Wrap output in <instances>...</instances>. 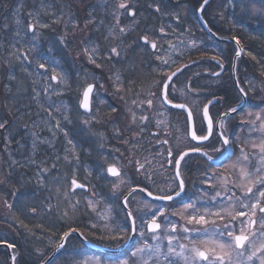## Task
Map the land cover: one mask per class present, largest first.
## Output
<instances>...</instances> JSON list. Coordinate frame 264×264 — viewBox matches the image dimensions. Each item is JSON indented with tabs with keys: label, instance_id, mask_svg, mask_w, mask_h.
<instances>
[{
	"label": "snow or ice",
	"instance_id": "snow-or-ice-1",
	"mask_svg": "<svg viewBox=\"0 0 264 264\" xmlns=\"http://www.w3.org/2000/svg\"><path fill=\"white\" fill-rule=\"evenodd\" d=\"M163 2L164 0H160V3ZM160 3L155 5L154 10L157 13L160 12ZM197 3L198 7L195 8V11L199 14V19L208 14L207 9L211 6V0H197ZM256 3L257 0H224L225 7L235 9L237 6H241L242 11L257 17H264V0H259L261 4L259 8L255 7ZM119 9L127 11L128 5L123 2L119 3L117 10ZM128 14L133 18L135 17V11H129ZM31 15L32 13H29V16ZM171 15L175 16L177 21L180 20L179 13H171ZM62 19L63 13L52 22ZM115 19L116 25L109 29L106 39L110 37L113 40H121V37L127 31L124 27H119L120 35L117 36L116 26L119 25V17L116 16ZM16 23L19 24V21L17 20ZM77 23L72 21L73 26ZM203 23L205 26L208 25L207 20H204ZM48 26V24L41 23L39 19L35 23L28 25L25 35L30 34L32 39L27 41V50H24L23 47H17V44L24 39V37H20L19 30H17L16 36L19 39L9 45L11 51L8 53L5 63H9L14 59L30 66L32 63L30 56L38 47V28H47ZM233 26L235 27V24ZM4 27L6 28L7 25H4ZM159 31L160 33H165L163 27ZM209 31H211V28H209ZM58 39L61 45L66 48L64 37H59ZM142 39L146 44H150L151 49H157V43L149 40L148 36H144ZM233 39L236 38L233 37ZM168 43L169 50L179 51L177 45L172 44L171 41ZM236 43L239 44V40H236ZM189 44L192 48L198 46L195 40L189 41ZM3 47V43H0V49ZM119 47V44L110 47L107 54L101 57L99 46L92 44L84 47V54L89 64L103 71L102 64L97 63V61L100 59L108 62L114 59L118 61L123 51V49L118 51ZM48 51H52L51 47ZM236 55L239 56L240 52H237ZM248 55L252 56L251 53H248ZM252 58L256 59L254 56ZM158 59L162 68H171L176 64V60L165 59L164 57H158ZM213 59L217 60V66L222 72L224 70L223 61L217 57H213ZM191 63L196 64L197 61H191ZM188 66L177 67L175 71L170 73L163 72L161 79L155 81L153 85L159 95L157 96L156 93L150 94L152 97L159 99L162 105H172L176 109L183 110L186 114L183 122L185 130L182 133L184 139L190 138L200 142V146L190 147L186 150L181 149L177 145L176 156L173 157L172 145H169L168 140L162 141V144L167 146V163L171 164L174 162L172 183L175 187L165 188L163 190L164 194L157 195L154 199L158 201H177V198H180L177 201L181 204L179 209L171 206L161 207L155 203L144 202L142 207L136 209V215H134L132 208L128 205L130 198L134 199V193L137 192V188L132 187L131 180L127 178L126 172L122 173L121 168L117 167L116 164H111L103 169L101 178L108 179L110 182L112 178H115L116 182L110 183L112 190L110 196L114 200H120V207L125 212L123 217L124 225H118L115 229L111 228L108 222L111 219L112 207L107 206L102 210L98 209L101 201L96 199L97 194L91 191L87 183H80L75 178V168L78 167L80 157L77 145L69 137L67 128L62 126V122L65 124L72 123L71 117L67 114L69 109L63 105V101H59V105L54 102L46 108L40 105L48 116L52 118L49 121L51 126L47 130L54 138L57 132L61 133L66 140L65 155L63 157L56 155L55 161L50 168L36 165L38 170L35 173V184L39 190L49 193V195L44 197L46 203H43L42 210L47 214L58 212L60 218L66 221H73L74 218L78 219L77 213L81 211V200L76 198V190L79 189L89 193V195L84 197L83 208L95 213V218L98 221L97 224L89 223L86 227L95 230L92 233L93 235L97 231L101 232L98 239L113 241L124 239L125 243L128 240H132V234L138 231V216L140 223L143 225V229L138 234L144 239L139 244L134 243V250H130L129 254L119 261V264H130V262L131 264H178V261H183V264H264V99L261 100L260 104L252 105L258 110L245 112L238 125L244 136L243 142L235 134L230 139L225 134L228 121L233 118L234 114L239 116L244 111V108L250 105L249 92L255 91L256 86L251 80H246L245 83L249 86V91H245L243 87L238 88L236 105L229 107L226 112L221 113L218 118L214 119L209 114V105L219 101L208 100L207 104L201 106L197 99L188 100V97H198L200 95L192 87L191 81L185 83L181 88L175 89L173 78L175 77L178 81V74H182L183 70ZM232 67L235 70L234 64ZM36 68L38 71L44 70L41 73L45 82L42 91L48 99L53 96L61 97L65 95L66 91H72L71 75L66 70H62L63 65L54 56H39L36 59ZM132 71L134 72V68ZM88 75V73H85L84 78H81L79 73H77V79L73 82L76 84V90L80 96L77 108L83 109L82 116L87 117L81 123L91 127L93 123H101V119L93 112L92 100L94 94L99 95L98 88H104V84L95 73L91 74V82H88ZM213 75L219 77L220 73H213ZM261 75L264 76V71L261 72ZM10 79L14 80L15 77L11 76ZM108 80L110 86L115 89L116 94L123 90V82L119 72L114 73V78L113 76L108 77ZM131 83H134V81H129V84ZM173 89L179 92L178 97L174 95ZM39 95L40 93H36L33 98L38 100ZM169 96H172V99H169ZM119 98L123 99V96ZM177 99H184L185 102L174 103L173 101ZM100 103H103V101H100ZM133 103L136 104L137 101L134 100ZM141 103L151 106L152 99H147ZM111 111L116 112L117 109L113 107ZM135 119L136 117L133 114V121ZM146 119L147 117H142L141 121L143 122ZM6 124L7 121L0 122V129H5ZM162 124L167 125V121H157V128ZM164 131L168 132V128L165 127ZM176 131L179 132L180 128L177 127ZM198 132L201 134H198ZM97 135L101 138L103 137V133H98ZM169 135H171V132H169ZM33 137V156L35 155L37 143L51 144L50 140H41L37 133H33ZM204 142H209L212 145V152L216 154L215 158L209 155L207 151H204ZM7 143H11V141ZM216 144H219L220 147H216ZM5 147H7V144ZM237 151L239 155L236 154ZM190 153H200L211 166L218 169L217 171L206 170L202 174V183H210V189L213 192L210 196L203 188L199 195L196 193L189 194L186 190L185 179L182 176L180 166L181 161H185V157H188ZM233 156H235L234 160L232 159ZM221 158L230 160L231 163L227 165L223 162L217 164L216 161ZM61 160L68 165H74L73 178L70 181V187L66 191L62 192L57 188L53 193L52 189L45 183V177L49 176L51 171L57 168V164ZM132 162L130 161V163ZM29 163L35 165L36 161L33 159ZM43 163H47V161ZM134 163L136 165L134 172L142 173L144 179H149L151 175L155 174L154 171H150L152 167L150 160L146 159L143 163L140 160H135ZM186 164L187 162L185 161ZM17 165L18 161L15 159L10 160L7 170L8 175L0 178V185H6L11 181L12 170ZM142 182L140 181L139 183ZM152 183L154 184L155 182L153 181ZM125 187L127 188V194L123 190ZM139 190L147 192L148 196H153V192L148 191L147 187ZM9 191L14 196L18 192L15 188H9ZM237 192H239V195H237ZM121 197L122 199H120ZM53 199L56 200V203L52 202ZM5 207L11 210L13 205L6 200ZM30 214L37 215V207H32ZM173 216L179 217L182 223L178 225L173 220ZM101 221L103 223H100ZM13 222L17 221L14 220ZM19 223L21 227H27L22 221H19ZM38 227L43 231L42 225ZM73 233H79L80 236L84 237L85 241L89 239L84 236L80 228H72L70 226L68 231L63 232L60 239L66 241ZM149 240L155 243H149ZM165 240L167 241L166 245H164ZM0 243L5 244L9 249L17 248L15 243H8L3 237H0ZM63 248L64 244H59L57 252ZM17 255H19L18 251L16 255L10 257L11 264H16ZM38 255L43 258L39 261V264H53L54 256L52 258L45 257L42 252H38ZM76 264H90V261L81 258L76 261ZM94 264H100V262L95 261Z\"/></svg>",
	"mask_w": 264,
	"mask_h": 264
},
{
	"label": "rangeland",
	"instance_id": "rangeland-1",
	"mask_svg": "<svg viewBox=\"0 0 264 264\" xmlns=\"http://www.w3.org/2000/svg\"><path fill=\"white\" fill-rule=\"evenodd\" d=\"M73 1L77 0H8L10 6L6 9V14L3 17L6 20L7 27L0 30V43L4 45L0 49V55L5 60L11 51L9 45L19 39L16 36L17 30H19L20 37H24L17 44V47H23L24 50H27V41L32 39L30 34L25 35L28 25L35 23L39 19L41 23L48 24L49 26L47 28H38V47L32 56H30L32 61L30 66L27 63L22 64L14 59L7 63L10 77L14 76L15 79L12 80L9 77L8 80H12L13 84L11 85L7 80L2 83L0 90V122L7 121L4 135L5 140L0 147V164L6 165V169L8 170L11 159L18 161V165L12 170L14 183H18L19 188H22L25 198H28L26 196H29L32 192L30 198L36 200L38 206L44 203V197L39 194L41 190L35 184V173L38 170L36 165L50 168L51 164L55 161L56 155H60L61 157L65 155L66 140L61 133L57 132L54 138L47 130L51 126L49 121L52 118L48 116L40 105L46 108L54 102L59 105V101H63V105L69 109L67 114L71 117L72 123L65 124L62 122V126L67 128L69 137L77 145L80 157L78 167L75 168V178L82 183L90 185L91 191L97 194L96 199L101 201L98 209L102 210L107 206L112 207L113 211L108 223L111 228L115 229L118 225H124L123 217L125 216V212L120 207V200H117V205L112 203L116 200L110 196L112 191L110 183L116 181L115 178H112L111 182L108 179L101 178L103 169L110 164H116V166L121 168L122 173L126 172L127 178L131 180L133 185L137 178L145 181L142 173L134 172L136 167L134 161L140 160L143 163L147 159L152 162L154 167L158 168L157 176H161V170H159L162 166L161 157H152L151 153L148 152L147 154L145 151L146 147H148L146 142H148L152 131L144 133L138 126L142 123V117H147L148 121L152 119V122L155 124H157V121L163 120H166L167 123L170 122L171 112L157 98L150 95L151 93L158 92L153 85L155 81L161 79L163 72H171L172 69L180 64L181 60L185 62L192 61L187 54L199 50L193 56V61H197V68L194 67V69H198L201 63L211 59L210 54L208 52H206L208 55L203 54L201 49L206 50L208 48L215 53V46L210 47L212 43L206 42L192 27L182 30L181 26L188 20L190 21L193 15L184 5L174 12L162 10L152 18L148 17V12L138 11L133 18L128 12L136 10L137 0H78L77 2L81 3H78L77 6H73ZM223 1L216 0L215 7L217 8ZM122 2L128 5L127 11L124 9L117 10L119 3ZM160 4L165 9L168 7L169 0H164ZM255 7L259 8L261 4H256ZM76 11H80L81 14L79 15L81 17L74 15ZM29 13H32V15L29 16ZM61 13H63V19L52 22ZM171 13H179L180 22ZM116 16L119 17V25L116 26L117 36L120 35L119 27H124L127 30L121 37L122 43L121 40H113L110 37L106 39L109 29L116 25ZM260 18L261 20L264 19V17ZM17 20L19 24L16 23ZM72 21L78 23L73 26ZM161 27L165 29V33H160ZM193 32L197 34L193 35ZM142 36H148L149 40L155 41L158 45L157 49L152 51L148 46L142 44ZM59 37H64V42L67 45L66 48L59 42ZM192 40L197 42L198 46L196 48H192L189 44V41ZM169 41L177 45L179 51L169 50ZM92 44L99 46L101 57L107 54L110 47L119 44L118 51L123 49L122 55L118 61L115 59L111 62L103 59L98 60L97 63L103 66V71H101L94 65L89 64L84 54V47L91 46ZM50 47L52 49L51 52L48 51ZM41 55L54 56L63 65L62 70H66L72 77L70 81L72 83V91H66L65 95L61 97L53 96L51 99L47 98L42 91L45 82L41 73L44 70L38 71L36 68V59ZM158 57L176 60V64L171 68H162ZM133 68L134 72L132 71ZM116 72L120 73L121 81L123 82V90L119 94L115 93V89L110 86L108 80L110 76L114 78V73ZM77 73H79L81 78H84V74L88 73V82H91V74L95 73L104 84V88H98L99 95H93L92 101L93 112L101 119V123H93L91 127L81 123L87 117L82 116L81 109L77 108L80 96L76 90V84L73 82L77 79ZM257 74L251 78V81L256 86L255 91L264 95V76L261 73ZM129 81H134L139 86V89L135 88L134 90V83L129 84ZM12 87L14 88L13 90ZM10 89L11 91H9ZM36 93H40L38 100L33 98ZM120 96H123V99H120ZM147 99H152L151 109L148 108L146 103H141ZM187 99L191 100L189 97ZM134 100L137 101L136 104L133 103ZM100 101H103V103H100ZM203 104L204 101L201 106ZM113 107L117 109L116 112L111 111ZM249 111L253 110L250 109ZM133 114L136 117L135 121H133ZM19 116L23 117V120ZM33 133H37L41 140L47 139L51 141L50 145L37 143L34 156L32 155ZM98 133H103V137H99ZM164 137L167 136L165 135ZM168 137L182 138L176 132H171V135ZM8 141H11V143H7ZM114 142L117 143V148L109 146ZM152 142L155 143V139ZM6 144L7 147H5ZM33 159L36 161L35 165L29 163ZM157 160L160 162L159 166L156 164ZM44 161H47V163L42 164ZM130 161L133 162L130 163ZM73 167L74 165H68L61 160L57 164V168L52 170L49 176L45 177V183L52 189L53 193L57 188L63 192L70 187V181L73 178ZM6 173L0 167V178H4ZM123 190L126 191L127 188L125 187ZM104 194L107 196H103ZM86 195H89V193L76 191V198L81 200V211L77 213V217L81 218L78 223L82 226V231L88 237H91L93 241L101 245L112 248L123 245L125 243L124 239L115 241L109 239L101 240L98 239L101 232L97 231L93 235L92 233L95 230L86 227L89 223H98L95 213L83 208L84 197ZM3 200L4 198L0 197L1 209L7 208ZM144 202L153 203L138 193L134 194V199L130 198L129 206L132 208L134 215H136V209L142 207ZM155 204L160 205L159 203ZM160 206L166 207L163 204ZM1 215L0 221L3 219L4 222H8V218L5 215L1 217ZM74 220L63 221L67 225H71ZM173 220L178 225L182 223L179 217L175 216ZM100 223H103V221ZM52 224H54V221H52ZM137 226L138 231L134 243L139 244L144 238L138 234L143 229L138 216ZM26 229L23 231L24 235L29 233V229ZM5 232L14 234L6 225H0V237L5 236ZM149 243L155 242L149 240ZM51 244L52 251L56 245V241L51 242ZM166 244L167 241L165 240L164 245ZM70 247L71 249L66 250L68 254L61 255L53 264H76V261L81 258L88 259L90 264H94L95 261H99L100 264H119V261L129 254V252H126V254H122L123 256L121 255L117 258H113L115 257L113 255L104 257L87 251L83 247L72 248V243ZM130 250H134V248L132 247ZM38 252L37 250L30 255V252L24 250L23 254L29 256L30 260V258L38 257ZM44 256L46 257V254ZM0 264H4V262H0ZM178 264H183V261H178Z\"/></svg>",
	"mask_w": 264,
	"mask_h": 264
},
{
	"label": "flooded vegetation",
	"instance_id": "flooded-vegetation-1",
	"mask_svg": "<svg viewBox=\"0 0 264 264\" xmlns=\"http://www.w3.org/2000/svg\"><path fill=\"white\" fill-rule=\"evenodd\" d=\"M214 21L215 24H218L220 23L219 21H222V19L221 18L218 19L216 16ZM142 37H141L142 44L148 46L150 50L155 51L156 49L155 50L151 49L150 44H146L142 39ZM236 39L239 40L238 38ZM218 43L214 45L215 53L212 52L210 54L211 59L207 62L201 63V65H199L198 69L196 70L194 69V67L197 68L196 64H192L191 61L185 62L184 60H181L180 64L177 67H182L183 65H189V66L183 70L182 74H178L179 77L178 81L175 77L173 78V80L175 81V89H179L185 83L191 81L192 87L197 92H199L200 95L198 97H189V98L197 99L200 105L202 104L203 101L204 104H207L208 100L219 101L217 103L209 105V114L212 115L214 119L218 118L221 113L226 112L229 107H234L236 105L238 88L243 87L245 91H249V86L245 83V81L251 80V78L256 76L255 74H251L250 72L251 60H250V56L248 55L249 53L248 46L242 45V43L240 42V45L242 47V52L236 61L235 70H233L232 65L234 64V58L238 51L237 46L234 43H230L231 45H222L227 43H219L220 44L219 45ZM213 57H217L218 59L223 61L224 70L222 72L220 68L217 66V60L213 59ZM177 67L172 69L171 72L175 71ZM217 72L220 73L219 77L213 75V73H217ZM235 77H236V81H235ZM133 88L134 90L135 88L139 89V86L134 83ZM175 89H173V93L175 96L178 97L179 92H176ZM156 94L157 96L159 95L158 92ZM169 99H172V96H169ZM249 99H250V105L244 108V111L241 112L239 116L234 114L233 118L229 119L228 121L225 134L228 135L230 139L232 135L235 134L240 139V141L243 142L244 136L238 125L241 119L243 118L245 112L249 111L250 109L253 111L258 110L252 107V105L260 104L261 100L264 99V95L256 91H251L249 92ZM173 102L181 103V102H185V100L177 99L174 100ZM147 106L149 109H151L152 105L151 106L147 105ZM164 106L171 112V119L170 122L167 123V125H161L159 128H157L156 126L157 124L152 122V119L150 121L146 119L138 125L139 129L140 130L143 129L144 133H147L148 131H152L151 134L149 135L148 142H146L148 147H146L145 151L147 152V154L148 152L151 153L152 157H156V158L161 157L162 166L161 168H159V170H161V176H157L158 168L152 165L150 171H154L155 174L151 175L149 179H145V181L141 179L139 180L137 178L132 186L133 187L141 186L143 188L147 187L148 191L153 192L154 195H162L164 194L163 190L165 188L175 187V185L172 183L174 162L171 164L167 163V159H166L168 157L167 146L163 145L162 141L168 140L169 145H172L173 157L176 156L177 145H179V147L184 150L190 147L200 146V142L191 140L190 138L185 140L184 136L182 135V133L185 130L183 124L186 115L185 112L183 110L173 108L167 104H164ZM189 106L191 107V105ZM165 127L168 128V132L164 131ZM177 127L180 128L179 132L176 131ZM169 132H176V134L182 136V138H173V137L169 138L168 137ZM198 134L201 133L198 132ZM165 135L167 137H164ZM153 139H155V143L152 142ZM109 146H114L115 148H117V143L114 142ZM215 146L220 147L219 144H216ZM203 148L204 151H207L209 155H212L215 158L216 154L212 152V145L209 144V142H204ZM236 154L239 155V152L237 151ZM232 159L234 160L235 156H233ZM185 161L187 162L186 165H185ZM185 161H181L180 167H181L182 176L185 179L186 190L189 192V194L196 193L197 195H199L201 189L203 188L205 191H207L209 196L212 195L213 192L210 189V183H202V174L206 170L217 171L218 169L215 168L214 166H211L206 161V158H204L200 153H190L188 157H185ZM216 162L217 164L223 162L225 165L231 163L230 160H223V158L218 159ZM156 164L159 166L160 164L159 160L156 161ZM140 181L143 182L139 183ZM153 181L155 182L154 184L152 183ZM237 194L239 195V192H237ZM148 199L151 200L153 203L154 202L159 203L160 205L163 204L166 207L171 206L177 209L181 207V204L177 202L179 201L180 198H177V201H158L149 197ZM174 217L175 216H173L172 218L174 219ZM58 241L56 242V244L58 243ZM65 249H66V245L59 254V257L61 255L68 254V251H66ZM59 257H56L53 260V263L57 261Z\"/></svg>",
	"mask_w": 264,
	"mask_h": 264
},
{
	"label": "trees",
	"instance_id": "trees-1",
	"mask_svg": "<svg viewBox=\"0 0 264 264\" xmlns=\"http://www.w3.org/2000/svg\"><path fill=\"white\" fill-rule=\"evenodd\" d=\"M77 1H73L74 2L73 6H77L78 3H81ZM136 3L137 5L135 6L136 8L135 14L138 13V11L141 12L146 11L148 12V17L152 18L154 15L157 14V12L154 9H155V5L157 3H160V1L137 0ZM215 3L216 0L211 1V6L208 7L207 9L208 14L204 15V18L205 20L208 21L209 26L212 28L213 31H215L220 36L236 37L239 39L242 45L248 46V51L249 53L252 54V56H250L251 74L257 75V73H261L262 71H264V19L261 20L260 17L253 16L248 12L242 11L241 6H237L235 9L231 7H225L223 1V3L220 4L221 6L219 5L216 8ZM256 4L260 5L259 0H257ZM182 5L186 6L187 10L193 13L192 19H190V21L188 20L183 24V26H181L182 30H184V28L192 27L198 33V35H201L206 40V42L212 43L210 47L216 45L218 42H216L211 36H209L201 28L199 24L197 13L195 11V8L198 7L197 0H169L168 7L165 9L162 8L160 4V11L171 10L172 12H174ZM9 6L10 5L8 4V0H0V30L4 29V25H6V20H4L3 17L6 14L5 11ZM79 14H81L80 11H76L74 15L81 17V15ZM216 16L218 19L220 18L222 19V21H219L220 23L218 24H215L214 21ZM234 24L235 27L233 26ZM197 33L193 32V35H196ZM222 45H231V44L227 43ZM198 51L190 52L187 54V56L189 57L190 60L193 61L194 60L193 56L195 52ZM201 52L206 55H208L206 52L212 53L211 49L209 50L208 48L206 50L201 49ZM253 56L256 57V59H253L252 58ZM5 61L6 60L0 55V90L2 83L6 82L10 77L9 67L8 64L5 63ZM8 81L11 83V85L13 84L12 80H11L12 82L10 80ZM13 89L14 88L12 87V90ZM20 119L23 120V117H20ZM4 135H5V129H0V147L5 140ZM0 167H2L4 171L7 172L6 173L7 176L8 171L6 169V165L3 166L0 164ZM9 188L17 189L18 190L17 194L14 196L12 192L9 191ZM39 194L42 197L49 195L47 191H41ZM31 196H32V192L29 196H26L28 198H25L23 195L22 188H19V184L14 183L13 179H11V181L6 185H0V197L4 198L3 200L4 204L5 201L7 200L8 203L13 205V208L11 210H9L8 208L1 209L0 206V214L5 215L8 218V222H4L2 219L0 221V225H4V226L6 225L8 229L12 230V232L14 233L11 234L10 232H5V236H1V237L5 238L8 241V243H15L17 245V248L13 249L14 255H16L17 251L19 252V255H17L16 264H38L39 261L43 259L42 257L40 256L34 258L32 257L33 259L30 258L29 260L28 258L29 256H25V254H23V251L26 250V252L27 251L30 252L31 255L32 253L38 250L39 252L48 255L52 249L51 242L57 241L60 238V236L63 234V232L69 229V226L72 228H80V230H83L82 226H80V224L78 223L80 222L81 218L78 217V219L76 218L71 225L70 224L67 225L60 218L58 212L53 214L44 213L42 210L43 203L40 206H38L37 201L34 200L33 198H30ZM103 196H107V195L104 194ZM36 197L39 198L38 196ZM52 202L56 203L54 199ZM44 203H46V201ZM112 203L117 205V200ZM32 207H37V215L30 214V209ZM14 220L17 222H13ZM19 221H22L23 224L27 226L26 228L29 229V233L27 235H24L23 231L26 228L21 227ZM52 221H54V224H52ZM41 225L43 226V231L41 230L40 227H38ZM86 236L88 237V235ZM71 243H72V248L83 247L87 251L94 252L93 250L84 246L75 235H71L68 238L65 250H68L69 248L71 249L70 247ZM102 256H107V254H102ZM0 262L2 263L4 262V264H8V255L6 248L0 249Z\"/></svg>",
	"mask_w": 264,
	"mask_h": 264
},
{
	"label": "water",
	"instance_id": "water-1",
	"mask_svg": "<svg viewBox=\"0 0 264 264\" xmlns=\"http://www.w3.org/2000/svg\"><path fill=\"white\" fill-rule=\"evenodd\" d=\"M197 14H198V13H197ZM198 16H199V14H198ZM199 20H200V22H201V24H202L204 30H205L210 36H212L215 40L220 41V42H233V43H235V44L237 45V47H238V52H240V55H241L242 48H241V45H240V44H237V43H236V39L229 38V37H228V38H227V37H225V38H223V37H219V36H218L215 32H213L212 30L209 31V28H210L209 25H207V26L204 25L203 21H204L205 19H204L203 17H200ZM240 55H239V56H240ZM239 56L235 55V58H234V65H236V61H237V58H238ZM235 81H236V77H235ZM169 106L173 107L172 105H169ZM173 108H174V107H173ZM81 110L83 111V109H81ZM78 182H79V181H78ZM136 188H137V192L143 193L145 196H147V197H149V198L154 199L155 196H157V195H154V194H153V196H148L147 192H143V191H140V190H139V189H142V187H136ZM126 194H127V193H126ZM159 201H164V200H159ZM73 234L76 235V236L79 238V240H80L85 246H87L88 248L93 249L94 251L99 252V253H107V254H120V253H122L124 250H126V249L132 244L133 239H134V235H135V234H132V240H128L127 243L123 244V245L120 246L119 248H108V247H106V246H102V245H99V244L92 243V242H90L89 240L85 241L84 237L80 236L79 233H73ZM61 243L65 244V241L60 239L58 245L61 244ZM58 245H57V246H58ZM57 246H56L54 252L49 256V258H52L53 256H54V258H55V257L57 256V254L62 250V249H60L59 252H57ZM3 247L7 248V246H6L5 244L0 243V248H3ZM7 251H8V256H9V264H11L10 257L13 255V254H12V249L7 248Z\"/></svg>",
	"mask_w": 264,
	"mask_h": 264
}]
</instances>
